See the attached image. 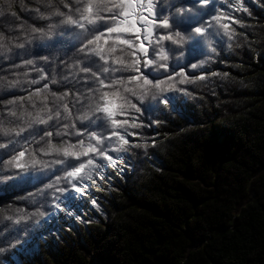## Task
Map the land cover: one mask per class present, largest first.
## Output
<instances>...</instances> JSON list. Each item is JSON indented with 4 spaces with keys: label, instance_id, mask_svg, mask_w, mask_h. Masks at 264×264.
I'll return each mask as SVG.
<instances>
[{
    "label": "rangeland",
    "instance_id": "374dc122",
    "mask_svg": "<svg viewBox=\"0 0 264 264\" xmlns=\"http://www.w3.org/2000/svg\"><path fill=\"white\" fill-rule=\"evenodd\" d=\"M65 2L69 3V8H64L59 0H53V5L59 7L62 12H69L72 0ZM237 3L240 4V11L236 10ZM11 5L10 10L0 13V32L13 38L9 51L0 52V77H5L0 81V120L9 126L13 121L20 122L19 117L7 115L6 108L11 106L4 105L2 101L13 97H27L29 93H35L36 89L41 90L39 95L43 97V86L46 83L49 85L46 101L49 114L59 111L62 115L53 117L44 124L32 123L31 128L21 134L22 139L16 137L13 141L11 135L5 137L0 133V142H11L8 149H0V248L4 249L0 251V264H65L62 248L71 250L73 247L85 256L87 264H101L97 257L100 252L104 254L100 243L107 228L110 202L115 194H125L132 173L139 169L142 158H146L154 168L160 170L152 150L155 151L157 143L167 136L166 127L179 128L175 123H168V117L183 120L192 126L194 121L190 114H202L204 107L210 102L215 104L217 89L242 86L241 79L236 74L247 66L243 58L250 60L251 55L254 58L260 51L254 44L255 30L258 27H261L264 42V0H212V3L206 6L207 15L203 20L208 30L199 43L186 40L178 52L170 53V59L167 61L169 69L160 70L171 77L170 84L182 89L169 93L174 95L176 100L167 105H157L155 100H146L145 103L154 105L151 110L142 111L140 114L131 110L126 115H118V119L128 121L126 150L115 151V143L104 141L102 147L105 156L113 157L114 166L108 164L104 158L89 154L88 158L93 159L100 167L92 172V180L74 181L82 191H71V199L66 198L68 192L60 194L55 190L57 187L71 188L63 178L56 182V177H62V172L68 170L64 165L55 163V160L62 157L45 154L44 146L47 139H51L55 145H60L61 141L65 144L75 143V135L65 132V124L72 127L73 133L80 131L81 139L85 141L86 132L99 133L101 129L88 127L87 121L78 119L88 102L87 90L95 87L93 81L96 79H104L109 83L121 74H101V66L108 65L98 59L94 65H90L86 52L81 51L84 34H81L80 29L61 25V17L49 16L48 13L53 8L47 6V0H11ZM0 7L7 8L6 0H0ZM11 12L16 13L15 17H12ZM39 13L44 14L43 18ZM212 17L219 19V24ZM50 24L55 25L50 36L30 31L31 27L48 31ZM17 25L21 27L18 28ZM225 25L230 30V35H225ZM181 31L187 35L184 29ZM17 44H23V47L18 48L15 46ZM242 51L246 52V57L242 56ZM26 60H32L33 63H21ZM201 61L203 63H200ZM193 64L198 67H191ZM172 65H176L175 75ZM82 67H89L91 70L84 73L80 71ZM181 68L183 76L180 75ZM92 72H97V76L93 77ZM144 72L147 73V69H144ZM126 76L127 73H124L123 78L126 79ZM161 78V75H155V79ZM182 79L184 83H180ZM11 80L17 83L9 87L8 81ZM33 80L36 82L32 83ZM53 80L55 83H52ZM65 91L69 93L64 101L68 105L67 118L63 114V107H57L51 96V93L60 94ZM110 99L111 106L116 107L119 100L115 97ZM129 99L132 103H137L134 97ZM21 103L25 112L33 114L37 108L42 107L40 100H36V107L28 100ZM16 110L19 112V104ZM23 119L27 120L28 117ZM82 123L86 125L85 129H80ZM133 123H138L141 127L134 128ZM57 131L61 132V136L55 135ZM45 132L51 133V136L41 140ZM107 135L105 131V137ZM21 149L26 153L33 152L37 159L46 161L49 167L38 165L25 173L5 168L4 160L8 159L13 151ZM48 184L53 187L47 188ZM253 195L249 186L248 197ZM54 200L59 203V208L53 203ZM240 206L241 204H238L237 208ZM37 209L44 215H36ZM20 215H26L28 219L16 223V218ZM91 230L100 235L95 238Z\"/></svg>",
    "mask_w": 264,
    "mask_h": 264
},
{
    "label": "trees",
    "instance_id": "16d2710c",
    "mask_svg": "<svg viewBox=\"0 0 264 264\" xmlns=\"http://www.w3.org/2000/svg\"><path fill=\"white\" fill-rule=\"evenodd\" d=\"M255 34L260 51L243 58L242 86L217 89L215 104L190 114L192 126L168 117L179 128L166 127L152 150L160 170L142 158L125 194L114 195L101 264H264L261 27ZM62 253L65 264H87L75 247Z\"/></svg>",
    "mask_w": 264,
    "mask_h": 264
},
{
    "label": "snow or ice",
    "instance_id": "6c2138e0",
    "mask_svg": "<svg viewBox=\"0 0 264 264\" xmlns=\"http://www.w3.org/2000/svg\"><path fill=\"white\" fill-rule=\"evenodd\" d=\"M59 2L63 4L64 8H69V3H66L65 0H59ZM6 3L7 8L0 7V13L11 9V0H6ZM211 3L212 0H72L70 11L62 12L59 7L53 5V0H47V6L53 8L48 13L49 16L61 17L59 20L61 25L71 26V29H80L81 34H84L81 51L86 52L89 57L87 62L94 65L98 59L108 65L107 67L101 66V74H121L119 78L111 79L109 83H106L104 79H96L93 81L95 87L87 90L88 102L78 119L87 121L88 127L101 129L99 133L86 132L87 141H85L81 139L80 131L73 133L72 127L65 124V132L75 135V143L65 144L64 141H61L60 145H55L51 139H47L51 136L49 132H45L44 136L40 138L41 140L47 139V144L43 149L45 154L51 153L62 157L55 160V163L62 164L68 169L62 172V177H56V182L63 178L71 188L57 187L56 192L60 194L68 192L69 195L66 198L71 199V191L77 193L82 191V188L77 187L74 181L92 180V172L100 165L88 158L89 154L104 158L108 164L114 166L115 160L111 156H105L102 145L105 140H108L116 144L115 151L126 150L125 136L128 131V121L118 119V115H126L131 110L138 114L151 110L154 105L145 103L146 100H155L157 105H167L176 100V97L169 93H174L177 90L182 91V89H177L175 84H170L171 77L160 70L169 69L167 61L170 59V53L178 52L186 40L190 39L193 43H199L203 34L208 30L203 17L207 15L206 6ZM236 10H241L239 3L236 5ZM11 15L15 17L16 13L11 12ZM39 15L43 18L44 14L39 13ZM212 19L219 24V19L216 17H212ZM17 27L21 26L17 25ZM53 27L55 25L50 24L48 31L31 27L30 31L50 36ZM181 29H184L187 35L182 34ZM224 30L225 35H230V30L226 25ZM125 36H129V38H123ZM12 40V37L5 36L3 32H0V52L7 53ZM15 46L20 48L23 47V44ZM117 52H119V56H117ZM21 63L31 65L33 61L26 60ZM171 67L173 75H175L176 65ZM191 67L196 68L198 65L193 64ZM144 69H147V73L144 72ZM90 70L89 67L80 68V71L84 73H88ZM124 73H127L126 79L123 78ZM91 74L93 77L97 76V72ZM157 74L162 78L155 79ZM180 75L183 76V68L180 69ZM4 79L5 77H0V81ZM35 82V80L32 81V83ZM184 82L183 79L180 81V83ZM16 83L15 80L8 81V86L11 87ZM52 83L55 81L53 80ZM48 88L49 85L44 84L45 95L43 97L39 95L41 90L36 89L35 93H29L27 97H13L2 101L4 105L11 106L6 108L7 115L13 118L19 117L20 122L13 121L9 126L8 123L0 120V133H3L5 137L11 135L12 140L15 141L16 137L23 138L21 134L31 128L32 123L44 124L53 117H60L62 114L59 111L49 114V106L46 103ZM68 95L67 91L60 94L51 93L53 103L57 107H63L65 118L68 114V105L64 101ZM110 97L119 100L116 107L111 106ZM129 97H134L137 103H132ZM23 100H28L33 107H36V100H40L42 107L37 108L35 114L25 112L21 103ZM18 104L19 112L16 110ZM41 113L44 115L42 116ZM25 116L28 117L27 120L23 119ZM85 127L86 125L83 123L80 125V129H85ZM132 127L139 128L141 125L133 123ZM105 131L108 133L107 137H105ZM55 135L59 137L61 132L57 131ZM10 146L11 142H0V149H8ZM82 158H84L83 162H81ZM3 163L5 168L16 169L20 173H25L38 165L49 167L46 161L37 159L33 152L26 153L24 149L13 151V154ZM46 187L52 188L53 185L48 184ZM53 203L57 208L60 207L55 200ZM36 215L43 216L44 213L37 209ZM26 219L28 216L20 215L17 216L15 222L19 223ZM3 250L0 248V251Z\"/></svg>",
    "mask_w": 264,
    "mask_h": 264
},
{
    "label": "bare ground",
    "instance_id": "6f19581e",
    "mask_svg": "<svg viewBox=\"0 0 264 264\" xmlns=\"http://www.w3.org/2000/svg\"><path fill=\"white\" fill-rule=\"evenodd\" d=\"M139 27V26H138ZM101 207V206H100ZM105 212V211H104ZM103 217V216H102ZM53 226H55V224H53Z\"/></svg>",
    "mask_w": 264,
    "mask_h": 264
},
{
    "label": "built area",
    "instance_id": "2783aa9c",
    "mask_svg": "<svg viewBox=\"0 0 264 264\" xmlns=\"http://www.w3.org/2000/svg\"><path fill=\"white\" fill-rule=\"evenodd\" d=\"M131 175V174H130Z\"/></svg>",
    "mask_w": 264,
    "mask_h": 264
}]
</instances>
